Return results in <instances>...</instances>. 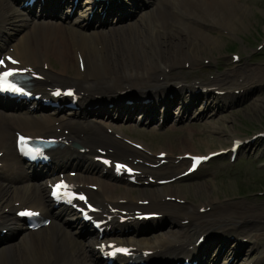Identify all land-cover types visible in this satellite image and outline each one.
<instances>
[{"label":"bare ground","instance_id":"6f19581e","mask_svg":"<svg viewBox=\"0 0 264 264\" xmlns=\"http://www.w3.org/2000/svg\"><path fill=\"white\" fill-rule=\"evenodd\" d=\"M70 1L65 0L64 5ZM127 1L131 3H126L128 5L137 4V14L142 15L137 18L138 21H134L133 17L138 16L135 14L133 17L122 18L118 25L113 24L111 18L125 12L126 5H117L116 2L106 8L110 21L105 18L103 25L98 23L88 29V20H71L68 16L69 10L63 13L64 5L56 6L58 0L50 1L44 15L60 19L61 23L33 20L27 10L19 8L16 0H0V57L3 53L15 55L21 61V67L18 65L16 68L28 70L25 67H32L44 76L43 87L72 88L80 95L78 109L73 111V118L68 120L59 116L53 118V113L33 116L29 114V110L27 112L20 106L14 108L18 110L13 111L16 113L0 111V151L5 150L2 159L8 167L6 175L12 174L13 178H21L22 182L30 181L32 176L39 173L33 167L26 170L20 165L13 131L22 129L31 136L49 135L56 129L53 123L62 121L58 127L70 130L71 136L76 137V140L86 147H108L116 151L115 158L134 156L139 163L143 161L158 164L161 160L157 155L166 151L151 154L150 149L145 147L148 151L140 152L109 135L104 131L105 126L121 131V125L114 123L109 111L111 109L105 108L101 111L100 108L95 109L96 106L111 104V108L119 112V122H126L133 121L140 111L145 113L146 120H149L160 104L168 109L178 105L182 106L179 121L183 122L189 118L195 108V102L202 98L204 104V99L207 98L206 107L199 111L196 118L205 120L209 110H222L221 107L226 108L229 102L232 105L238 95L245 96L251 91L260 90L261 81L257 78H264L263 68L251 69L245 65L237 67L236 71L217 76L213 81L202 79L201 82L190 81L189 77L186 78L189 73L183 70L186 67L201 69L200 62L208 65L211 60L203 55L213 51L219 52L223 48L221 37H234L233 34L240 29L243 18L249 13L246 7L238 9L235 0ZM125 14L127 13H123ZM29 26L38 27H33L27 32L23 40L15 38L16 33L26 31ZM79 58L83 61V71L79 66ZM232 64L226 65L230 67ZM172 95L174 98H171ZM97 97L100 99H96ZM211 98L214 101L209 104ZM263 101L264 99L257 100L254 107H261ZM221 102L224 105L221 106ZM6 108L12 109L11 105ZM167 113L169 120L173 119V114L170 111ZM96 115L107 119L104 122H96V118L91 119ZM159 117L160 115L157 120ZM213 131L217 135L223 133L221 130ZM235 140L242 139L233 134L229 139L230 146L208 151L207 154L227 150L234 145ZM259 140L261 139L258 137L243 140V144L237 148L238 152L256 146ZM186 154L203 156L191 151H182L175 155L170 151L166 157L167 164L158 168L145 165L144 168L141 167L144 176L140 181L143 186L149 183L150 177L158 182L185 172L187 169L182 168L190 165V160L183 157ZM90 155L96 156L93 153L84 156L69 155L67 160L69 165L82 169V174L84 170L93 171L92 176L84 174L76 179L79 182L99 185L102 193L90 191L92 202L99 205L105 201L118 204L120 199H127L128 202L123 208L159 210L168 216L167 220L160 223L127 228L137 233L161 227L168 222L172 230L163 236H157L154 240H141L135 236L124 240L132 244L140 242L151 249H161L164 257L182 250L184 254H192L200 259L206 255L210 261L212 256L219 252L216 264L227 256L234 257L231 264H235L241 255L239 264L244 260L247 264L249 261L246 259L252 256L258 257V261L253 264L264 263V253L259 256L261 239L264 238V208L256 209L243 202L224 203L221 199H209L207 203L195 207L181 206L176 201L188 199L180 197V190L171 187L174 184L165 186V192L146 191L142 187L140 192L124 189L119 193V181H112L110 175L94 174L98 165L92 161ZM66 156L67 154L63 153L54 160L53 163L60 164L58 167L53 164V170L67 167L63 163ZM208 184L209 181H206L199 188H206ZM139 200H149L150 205L139 207ZM173 200L175 202H172ZM16 202L20 205L28 203L45 212V205L49 202L48 190L43 184L27 183L23 186L13 182L11 178L0 182V226L2 224L8 229L6 239L15 237L20 229L14 218ZM207 208L210 210L205 211ZM185 216L191 219L188 224L181 223ZM67 226L72 225L55 219L49 231L42 230L35 235L26 234L19 242L0 251V264H103L95 249L96 245H100L98 235L94 241L83 244L74 236L77 230L70 233ZM90 233L94 231L90 230ZM201 234H207L210 244L215 239L226 244L232 236L235 240L234 243L223 245L221 248L216 244H203L189 253L187 248L194 246L196 238ZM121 235L123 234L118 232L111 234V240H121ZM226 239L228 240L225 241ZM244 239L248 240V246L243 245ZM203 246L204 254L201 253ZM210 249L215 252L212 253ZM200 264L204 262L200 261Z\"/></svg>","mask_w":264,"mask_h":264},{"label":"rangeland","instance_id":"374dc122","mask_svg":"<svg viewBox=\"0 0 264 264\" xmlns=\"http://www.w3.org/2000/svg\"><path fill=\"white\" fill-rule=\"evenodd\" d=\"M235 1L238 4V9L244 7L248 9L247 17L243 18L240 29L233 34L234 37H221L223 48L219 52L213 51V53L203 55V57H208L211 60L208 65L200 62L201 69L183 68L185 73H189L186 78L189 77L190 81L199 80L201 82L202 79L213 81L215 77L223 76L228 71H236L239 67L245 65L251 69H264V0ZM141 16L135 17L134 21H138L139 19L137 18ZM215 35L218 34L215 33ZM260 47L261 49H259ZM232 53L239 54V62H235L232 58ZM227 63L233 64L228 67ZM257 79L261 81L260 90L251 91L245 96L239 97L238 95L232 105L229 102L226 108L223 109L221 107L222 110L218 108L209 110L205 120L196 119L197 113L202 107V103L199 102L198 108L194 109L189 118H186L187 120L183 122L177 121V123L176 121L171 122L161 129H157L155 124L149 127L138 125L136 119L126 123L116 122L115 124L121 125L122 130L119 132L133 140L142 142L150 150L154 152L164 150L167 153L173 151L175 155L182 153V151L205 154L221 147H228L230 146L229 139L233 134L246 140L262 134L264 136V101L261 107H254L257 100L264 99V78ZM238 93L239 91L236 92V94ZM222 105L224 104L221 103ZM177 109L179 107L176 106L172 109V112L176 115L178 114ZM100 121L103 120L101 119ZM214 129L221 130L223 133L217 135L213 131ZM19 130L24 131L22 129ZM263 138H260L261 140L256 146L240 151L235 162L230 161V154L228 153L203 166L196 174L172 185V188L180 190V197L188 199V201L182 199L184 203L181 206L190 205L195 207L207 203L209 199H221L224 203L243 202L256 209L264 208ZM206 181H209L208 186L199 188ZM120 186L119 193L127 188L135 189L137 192L141 190L139 187H136V189L125 184H120ZM165 189V186L145 188L146 191L155 192L159 190L165 192ZM137 192L135 195H137ZM171 230L170 223L166 222L163 226L157 227L150 237L163 236ZM252 234L256 235V233ZM233 238H231L232 243ZM261 242L259 256L264 253V238L261 239ZM222 243L219 239L211 242L214 245H222ZM244 244L246 246L249 245L246 241L243 242ZM241 258L242 255L237 258V264L241 262L238 260ZM243 258L245 259V257ZM255 258L258 257L252 256L250 260ZM224 261H226V258L221 260L219 264H223ZM241 264H245V260Z\"/></svg>","mask_w":264,"mask_h":264},{"label":"snow or ice","instance_id":"6c2138e0","mask_svg":"<svg viewBox=\"0 0 264 264\" xmlns=\"http://www.w3.org/2000/svg\"><path fill=\"white\" fill-rule=\"evenodd\" d=\"M13 64H15V63H17L16 61H11ZM4 65V62H3V60H0V66H3ZM13 75H15V73L13 72V71H7V72H5V73H3V76H9V77H11V76H13ZM3 76H0V86H2V83H3ZM31 215L30 213H20V215Z\"/></svg>","mask_w":264,"mask_h":264}]
</instances>
